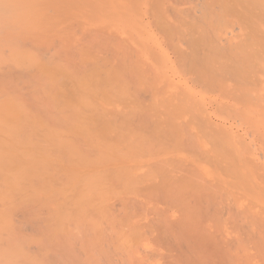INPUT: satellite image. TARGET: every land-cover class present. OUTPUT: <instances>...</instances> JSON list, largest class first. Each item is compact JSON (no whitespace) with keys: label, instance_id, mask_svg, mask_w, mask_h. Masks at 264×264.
I'll use <instances>...</instances> for the list:
<instances>
[{"label":"bare ground","instance_id":"1","mask_svg":"<svg viewBox=\"0 0 264 264\" xmlns=\"http://www.w3.org/2000/svg\"><path fill=\"white\" fill-rule=\"evenodd\" d=\"M255 96L264 0H0V264H264Z\"/></svg>","mask_w":264,"mask_h":264},{"label":"rangeland","instance_id":"2","mask_svg":"<svg viewBox=\"0 0 264 264\" xmlns=\"http://www.w3.org/2000/svg\"><path fill=\"white\" fill-rule=\"evenodd\" d=\"M259 73H257V75H258ZM263 74V73H262ZM262 74H260V76L262 75ZM200 93H201V91L202 90H198ZM204 91V90H203ZM203 91H202V93H203ZM205 93H203V95H202V97L204 98H202L205 102H212V101H216V100H218V99H221L222 100V98H221V96H220V94H221V92H220V90H219V88H213V87H210V88H208V89H206L205 91H204ZM219 92V93H218ZM216 95V96H215ZM200 96H201V94H200ZM215 96V97H214ZM256 97V96H255ZM251 99H250V101L252 100V98L253 97H250ZM255 99H258V96L256 97V98H254L252 101H251V105L253 104V103H258V104H256V105H258L257 107H256V105L255 104H253L252 105V107H254V108H258V110L260 109V110H262L263 111V107H264V103H263V101L261 102V101H259L261 104H260V108H259V102H258V100L256 101ZM259 99H260V97H259ZM238 102V101H237ZM240 103L241 102H245V101H239ZM231 103H235V101H232ZM255 105V106H254ZM261 106H262V108H261ZM226 108H223V109H221V110H223L222 112H220V113H218V116L216 117L217 118V120L216 119H213V123H215L216 121V125L215 126H218V124L220 125V127H223L224 125V127H226V128H228L229 126L231 127L230 129L232 130V131H234L235 132V134H236V140H239L240 138H242L241 136H243V138L242 139H244V143L245 144H247V147H248V143L249 142H251V141H253L254 140V138H252V136H248L247 134H249V132L248 131H251L252 130V128L254 129V127H256V130L259 132V133H261V134H263V140L260 138V141H262V143L264 144V118H263V114L262 113H264V111L262 112V111H260V112H258V113H253V115H252V113H251V117H250V114H247L246 112H245V114H247V115H245L244 116V118L243 117H241V116H243V115H241V114H244V113H240V115H237V113H235L234 112V109H226L227 111H228V113L230 112V114H231V116H227L226 117V110H225ZM224 111H226V112H224ZM228 113H227V115H228ZM229 114V115H230ZM232 114H234V116L232 115ZM249 115V116H248ZM261 115H263L262 116V118L260 117ZM240 116V117H239ZM247 116L248 117H250L251 118V120L253 121V123H251L250 121L249 122H247L248 121V119H247V121H246V118H247ZM254 116V117H253ZM256 116V117H255ZM257 116H258V118H257ZM220 117V118H219ZM232 117V118H231ZM257 118V121H261V123H259V122H257L256 120H254L253 118ZM214 118V117H213ZM236 118V119H235ZM232 119V120H231ZM235 119V120H234ZM239 119V120H238ZM221 120V121H220ZM227 121H229V122H227ZM238 121V122H237ZM254 121H256V123H254ZM242 122V123H241ZM244 122V123H243ZM222 123V124H221ZM225 123V124H224ZM229 123V124H228ZM252 125H251V124ZM258 123V124H257ZM263 123V124H262ZM230 124H232V126L230 125ZM237 124V125H236ZM242 126H241V125ZM249 126H248V125ZM257 124V125H256ZM222 125V126H221ZM251 125V126H250ZM254 125V127H252ZM256 125V126H255ZM236 126V127H235ZM241 126V127H240ZM233 127V128H232ZM235 127V128H234ZM249 129H248V128ZM250 127H252V128H250ZM259 127V128H258ZM242 128V129H241ZM246 130H245V129ZM240 130H242V131H240ZM245 130V131H244ZM248 130V131H247ZM245 132H247L246 134H245ZM239 133H240V135H239ZM245 136V137H244ZM255 136H256V140H254L253 142L254 143H249V144H251V146L249 145V149H250V147H253L254 146V148H252V149H255V150H252V149H250V150H248L249 151V153H251L252 151V155L251 156H249L251 159H252V157L253 156H256V158L258 159L259 158V160H260V158H261V160H262V162L260 161V163H259V165L257 166L258 168H259V171L260 172H263L264 171V155H263V150H264V147H263V145L260 143V141H258L257 139H258V135H256V133H255ZM249 137H250V139H249ZM250 140V141H249ZM223 141V142H222ZM258 141V142H257ZM247 142V143H246ZM257 143V145L259 144L260 146H262V147H259V149L260 150H258V146L256 145V143ZM221 144H227V146L230 148L231 147V145H232V141H231V139L230 138H223V139H221L220 141H217V142H215V143H213L212 145H210V149L212 150V152H214V150L217 148V150H215V152H214V154L215 153H217V152H219L220 151V145ZM253 144H255V145H253ZM238 145V144H237ZM257 146V147H256ZM214 148V149H213ZM257 149V150H256ZM252 150V151H251ZM257 152V153H256ZM254 153V154H253ZM261 153H262V156L260 157L259 155H261ZM258 160V161H259ZM261 163H263V166H262V164ZM209 169H211V168H209ZM251 169H253V167L251 168ZM212 172H213V174L214 175H216L215 174V172L212 170ZM217 174H219L220 175V173H218V171L216 172ZM217 177V176H216ZM222 177H224V176H222Z\"/></svg>","mask_w":264,"mask_h":264}]
</instances>
